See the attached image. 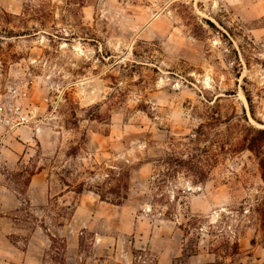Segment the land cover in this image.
Masks as SVG:
<instances>
[{"label": "rangeland", "instance_id": "obj_1", "mask_svg": "<svg viewBox=\"0 0 264 264\" xmlns=\"http://www.w3.org/2000/svg\"><path fill=\"white\" fill-rule=\"evenodd\" d=\"M9 84L48 148L0 160V180L24 193L41 162L72 191L0 220V264H264L247 147L264 129V0H0Z\"/></svg>", "mask_w": 264, "mask_h": 264}, {"label": "crops", "instance_id": "obj_2", "mask_svg": "<svg viewBox=\"0 0 264 264\" xmlns=\"http://www.w3.org/2000/svg\"><path fill=\"white\" fill-rule=\"evenodd\" d=\"M2 128L0 124V132ZM45 134L42 127L33 131L24 125L7 131L0 136V160L8 166L22 163L26 157L33 154L35 144H40L42 150L46 151L48 143ZM52 176L49 167L41 165L40 162L30 174L24 193L0 180V220H16L17 212L21 210L24 201H29L31 205H43L55 196H64L72 191L69 186L58 191L59 186L52 181ZM2 231L4 236L11 232L4 229ZM0 247L5 248V246Z\"/></svg>", "mask_w": 264, "mask_h": 264}, {"label": "built area", "instance_id": "obj_3", "mask_svg": "<svg viewBox=\"0 0 264 264\" xmlns=\"http://www.w3.org/2000/svg\"><path fill=\"white\" fill-rule=\"evenodd\" d=\"M2 95V96H1ZM27 95L24 88L14 84L7 85L4 94H0V123L14 128L26 126L33 121V109L25 107L21 98Z\"/></svg>", "mask_w": 264, "mask_h": 264}, {"label": "trees", "instance_id": "obj_4", "mask_svg": "<svg viewBox=\"0 0 264 264\" xmlns=\"http://www.w3.org/2000/svg\"><path fill=\"white\" fill-rule=\"evenodd\" d=\"M250 111L253 112L252 104H250ZM252 128L256 131L257 136L250 138L247 147L249 149H251L252 151H254L257 156H260V161L263 164V169H264V152L261 151V142L264 138V129L256 128V127H252ZM32 173H33V171L30 174H32ZM29 179H30V176L27 180V183H28ZM234 247H235V252L238 253L239 247H238L237 243H235Z\"/></svg>", "mask_w": 264, "mask_h": 264}]
</instances>
